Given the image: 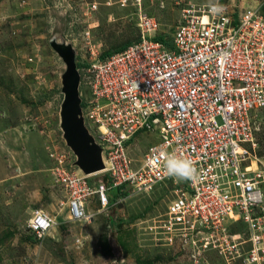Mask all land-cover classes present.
<instances>
[{
    "label": "built area",
    "instance_id": "2783aa9c",
    "mask_svg": "<svg viewBox=\"0 0 264 264\" xmlns=\"http://www.w3.org/2000/svg\"><path fill=\"white\" fill-rule=\"evenodd\" d=\"M216 3L223 12H212ZM137 26L138 40L125 49L78 65L85 123L102 146L104 168L86 174L59 158L62 209L68 219H90L92 201L98 212L121 201H111L113 188L150 193L171 183L160 232L198 253L214 249L264 264V13L259 5L221 0L189 5L165 36L171 44L156 38L162 33L155 18L140 14ZM148 132L158 140L138 163L129 144ZM170 153L194 162L193 179L166 174ZM56 224L57 216L37 208L29 229L43 236Z\"/></svg>",
    "mask_w": 264,
    "mask_h": 264
},
{
    "label": "rangeland",
    "instance_id": "374dc122",
    "mask_svg": "<svg viewBox=\"0 0 264 264\" xmlns=\"http://www.w3.org/2000/svg\"><path fill=\"white\" fill-rule=\"evenodd\" d=\"M214 1L0 0V264H243L214 249L198 253L158 230L171 183L150 193L127 191L107 211H96L92 201V218L71 220L54 175L62 156L78 166L60 125L66 63L52 41L71 44L81 63L137 39L140 14L171 36L183 7ZM221 1L259 5L264 13V0ZM258 118L264 155V109ZM157 140L154 132L138 134L131 157L139 163ZM37 208L57 216L43 236L29 229Z\"/></svg>",
    "mask_w": 264,
    "mask_h": 264
},
{
    "label": "water",
    "instance_id": "95a60500",
    "mask_svg": "<svg viewBox=\"0 0 264 264\" xmlns=\"http://www.w3.org/2000/svg\"><path fill=\"white\" fill-rule=\"evenodd\" d=\"M53 46L66 63L62 74L61 129L67 145L76 156L75 164L86 174L104 168L102 146L87 127L83 115L81 96V73L78 69L76 51L71 44L56 43Z\"/></svg>",
    "mask_w": 264,
    "mask_h": 264
},
{
    "label": "clouds",
    "instance_id": "9594fccd",
    "mask_svg": "<svg viewBox=\"0 0 264 264\" xmlns=\"http://www.w3.org/2000/svg\"><path fill=\"white\" fill-rule=\"evenodd\" d=\"M211 10L214 14H218L223 12L224 8L222 5H219V3H216L212 6ZM165 171L168 176L178 180H190L193 179L196 174L194 162L187 157L178 156L175 153L167 155Z\"/></svg>",
    "mask_w": 264,
    "mask_h": 264
},
{
    "label": "trees",
    "instance_id": "16d2710c",
    "mask_svg": "<svg viewBox=\"0 0 264 264\" xmlns=\"http://www.w3.org/2000/svg\"><path fill=\"white\" fill-rule=\"evenodd\" d=\"M165 36H167V35H166L165 33H162V34H160L159 36H157L156 38H157V39H161V40H163V41H166L168 44H171V43L169 42V40H167V39L165 38ZM137 40H138V38L135 39V40H129V41H126V42L120 44V45L117 46V47H114V48H112V49H109V50H107V51L102 52L101 56H102V57H106V56L111 55V54H113V53H115V52L121 51V50L125 49L127 46H129L130 44H132L133 42H135V41H137ZM78 65L81 66V65H83V63L78 62ZM123 190H124V191H123ZM120 191H122V193H123L122 195H124V194L127 193V191L125 190V186H124V185L121 186V187H116V188H113V189L110 190L109 195H110V198H111V201H112V202H114V201L119 197V195H120V193H121ZM34 234H35V233H32L31 235L36 236V235H34ZM122 245H123V243H122ZM122 247L125 248L124 245H123Z\"/></svg>",
    "mask_w": 264,
    "mask_h": 264
},
{
    "label": "crops",
    "instance_id": "0c3cea01",
    "mask_svg": "<svg viewBox=\"0 0 264 264\" xmlns=\"http://www.w3.org/2000/svg\"><path fill=\"white\" fill-rule=\"evenodd\" d=\"M56 42V41H55ZM56 43H59V42H56Z\"/></svg>",
    "mask_w": 264,
    "mask_h": 264
}]
</instances>
